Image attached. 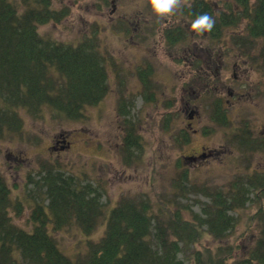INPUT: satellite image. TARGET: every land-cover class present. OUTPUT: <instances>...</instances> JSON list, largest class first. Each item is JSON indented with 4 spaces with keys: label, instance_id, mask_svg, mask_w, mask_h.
Masks as SVG:
<instances>
[{
    "label": "rangeland",
    "instance_id": "obj_1",
    "mask_svg": "<svg viewBox=\"0 0 264 264\" xmlns=\"http://www.w3.org/2000/svg\"><path fill=\"white\" fill-rule=\"evenodd\" d=\"M201 1L204 2L181 0V7L175 14L158 17L152 13L148 0H54L55 6L66 7L67 14L59 22L40 26V33L61 42L78 44L77 41L84 38L83 34L93 35V32L100 29L103 42L96 50L101 53L100 57L106 60L100 61L99 65L103 73L106 71L110 75L109 89L106 87L109 92L107 91L101 103L83 107L82 111L74 112L72 109V112L68 113L62 107L63 101L74 99L77 93H68L66 87H63L61 73L60 76L56 74L58 68H53L52 63L48 65L47 75L40 80L38 91L58 98V106L46 99L38 98V103L17 107L15 117L19 121V127L8 129L0 136V171L6 176L11 187L10 195L22 201L16 212H12L16 224L25 228L33 225L35 201L29 188L37 187L26 184L32 178L40 179L43 170L54 167L52 163L58 164L67 175L76 176L83 182H91L99 190L98 201L106 208L107 205L113 208L125 194L140 199L142 197L138 194L147 193L151 195L153 201L172 203L173 200H179L180 203H188L193 211L201 213L205 204L214 205L216 195L230 198L232 193L241 192V189L235 191V188L246 185L249 191L245 207L240 211H228L236 221L227 235L222 240H217L216 237L206 234L199 242L184 247L180 257L188 258L192 256V251L204 250L206 247L213 249L214 252L217 243L230 244L233 246L234 254L239 257L247 255V251H250L260 238V228L263 225L255 216L258 217L259 210L264 209V201H261L264 189H257L249 177L256 171L264 172V146L260 145L264 136H260L262 134L258 131L260 128L263 130L264 125V97L252 99L256 104H252L251 99L239 100L241 102H237L236 98L231 99L232 102H236L235 105L230 104L228 112L239 119L238 125L243 122L242 128L236 133L237 143H230L228 145L230 150L225 154L211 157L196 168H189L191 183L192 180L195 183H192V189L187 188L188 199L179 196L177 191V186L185 185L180 178L184 168L183 166L176 168L173 165L174 160L183 163L182 159L177 158L181 157L182 153H187L188 148L181 147L177 141L175 145L170 130L162 128V116H171L172 113V111L168 113L165 98L173 93L172 86L178 84L177 80L173 81L171 77H166L165 72H169L170 68L173 69L175 77L182 74L188 44H193L197 40L203 41L206 46L208 43L211 44L210 39H205L199 34L194 36V31L190 30L189 42L186 45L182 39L177 38L176 45L168 49L163 36L169 32L175 36L174 23H186V18L199 12L191 10L194 6L201 7ZM213 1L221 10L230 5V0ZM203 6L200 9L202 11ZM120 20L129 22L132 29L130 37H126L127 34L119 27H111L114 22L119 24ZM237 29L242 31L240 27ZM232 34L237 35L234 31ZM139 35L141 42L134 44V36ZM150 40L157 43L156 49L146 47L145 43ZM199 53L202 55L201 51ZM255 57L258 60L259 56ZM142 61L150 63L155 68L156 76L154 73L155 77L145 78L149 89L159 98L154 105H146L139 96L143 80L137 69L140 67L142 70L139 65ZM94 62L89 60L88 63L87 60H83L82 65H91ZM185 63H188L187 60ZM190 74L191 72L188 76ZM122 75L125 78L128 99L133 101V105L130 107V115L121 117L130 118L137 123V132L141 133L147 147L130 159L129 153L125 150L126 143L120 145L118 139L120 129L115 123L120 117L123 99L121 96L126 91L121 86ZM178 79L180 80V77ZM200 109L202 116L199 120L202 127H205L210 122V106L206 108L203 104ZM235 111L237 115L232 114ZM172 118L171 127L180 124L181 117ZM154 119L157 121L156 126L153 125ZM119 122H122L120 118ZM219 127L220 125L214 127L216 134L221 132ZM216 134L207 136L206 139L201 136L206 150L220 148V133ZM193 137L194 143L198 146L201 141L196 140L197 136ZM243 139L251 141L256 149L243 150L240 143ZM138 157L140 158L137 159ZM217 189L221 190L220 194H216ZM210 194H213L212 198L209 197ZM39 198L43 199L41 195ZM45 204H48L47 200ZM154 212L160 216L164 213L157 207ZM185 215L190 217L189 213ZM73 218L72 221L63 223L62 229L57 233L61 236V244L63 246L68 244L67 256L76 251L74 244L81 237L77 227L80 220L76 214ZM52 228L55 229L53 224ZM104 229V225L98 226L94 236L102 235ZM190 260L191 264H195L192 258Z\"/></svg>",
    "mask_w": 264,
    "mask_h": 264
},
{
    "label": "trees",
    "instance_id": "obj_2",
    "mask_svg": "<svg viewBox=\"0 0 264 264\" xmlns=\"http://www.w3.org/2000/svg\"><path fill=\"white\" fill-rule=\"evenodd\" d=\"M201 3L204 5L203 11L200 10L202 6H194L191 11H199L197 14L208 12L215 18V25L208 30V35L224 43L229 58L233 61L249 59L256 66L263 63L264 0H230V5L222 10L213 0ZM66 14V7L55 6L54 0H0V136L8 129L19 127L15 117L18 106L38 103V98L58 106V98L38 91L40 80L47 75L49 64L53 63V68H58L55 72L59 76L61 73L63 87H66L68 93H77L74 99L63 101L62 107L68 113L72 109L74 112L82 111L86 104L95 105L106 95L107 75L99 65L100 61L106 60L96 50L103 42L100 29L93 32V35L83 34L84 38L77 41L78 44L61 42L39 31L40 26L59 22ZM195 15L192 14L190 18ZM120 21L119 24L114 22L111 27L117 26L128 35L126 31L131 30L129 22ZM184 23H178L172 30L175 36L168 34L166 44L170 48L176 45L177 38L183 41V36H188L189 25ZM233 26L235 29L232 30ZM237 27L245 28L240 31ZM233 31L236 36L232 34ZM255 55L259 56L258 60ZM83 60L95 62L83 66ZM139 65L142 70L139 67L137 73L143 80V90H139V96L146 105H154L159 98L149 89L145 78L155 68L143 61ZM121 86L126 89L122 94L119 111L122 122L118 118L115 123L119 129L125 127L130 159L147 147L143 136L136 131L137 123L121 117L130 115V107L133 105V101L128 99L123 75ZM165 101L167 107L173 106L170 99L166 98ZM171 116H162L163 129H169ZM156 122L154 119V126ZM222 122L227 126V120ZM187 137L188 134L180 130L175 135V141L183 144ZM52 165L54 167L42 171L40 179L32 178L26 184L37 187L29 188L35 201L33 225L30 228L21 227L13 221L12 212H16L22 201L10 195L11 187L0 171V264H191V258L195 264H264V209L259 210L258 217L255 216L263 223L261 236L246 256L234 254L230 244L217 243L214 252L206 247L204 250L192 251V256L188 258L180 257L184 247L199 242L206 234L217 240L227 235L236 221L228 211H240L245 207L249 191L246 185L235 188V191L241 189V192L232 193L230 198L216 195L221 193L217 189L214 205L205 204L201 213L193 211L188 203H180L179 200H173L172 203L153 201L147 193L138 194L142 197L140 199L125 194L113 208L108 205L106 208L98 201L99 190L91 182L67 175L58 164ZM176 166L184 168V173L178 176L185 185L177 186L178 195L188 199L187 188L192 189V183L195 182L192 180L191 183L190 173L183 163L177 162ZM249 179L257 189L264 187V172L261 175L257 171L253 172ZM212 195L209 197L212 198ZM153 207L164 213L157 215ZM75 214L80 220L77 227L81 237L74 244L76 251L67 256L68 244L63 246L61 236L57 233L63 223L74 219ZM52 224L57 230L52 228ZM101 225H104V233L95 237L97 227Z\"/></svg>",
    "mask_w": 264,
    "mask_h": 264
},
{
    "label": "flooded vegetation",
    "instance_id": "obj_3",
    "mask_svg": "<svg viewBox=\"0 0 264 264\" xmlns=\"http://www.w3.org/2000/svg\"><path fill=\"white\" fill-rule=\"evenodd\" d=\"M187 51L188 55L193 56V61L188 66L193 67L195 71H190L196 73L189 76L188 88L184 82L173 88L175 95L173 106L177 104L180 92L184 91L182 93L183 126L181 130L188 134L184 141L186 143L184 148H188V152L182 153L181 157L177 159H182L185 169L191 173L189 168H196L206 163L211 157L215 158L221 153L225 154L227 150H230L228 146L230 143H237L236 133L242 128L243 122L241 120L242 123L238 125L239 119L228 112L231 108L230 104L236 102H232L231 99L236 98L237 102H241L245 99L252 101L259 96L264 97V69H259L247 59L233 61L229 58V54L223 50L221 43L219 45L208 43L207 47L203 42L196 41L188 46ZM203 104L206 108L210 106L211 110L210 122L205 127H202L199 120L202 116L200 108ZM252 104L256 103L252 101ZM232 114L237 115L238 113L235 111ZM224 119L227 120V126H224V122H222ZM216 125H220L221 130L219 132L220 148L208 151L201 139L198 138L196 140L201 141L198 146L194 143L193 136H202L206 139L205 137L216 134L214 130ZM223 128L225 129L223 130ZM262 128L263 130L261 128L258 130L262 134L260 136H264V125ZM118 136L122 140V135ZM240 143L245 151L256 149L252 145L253 143L247 139L241 140ZM260 145L264 146V137L260 141ZM262 173L263 171H258L259 175Z\"/></svg>",
    "mask_w": 264,
    "mask_h": 264
},
{
    "label": "clouds",
    "instance_id": "obj_4",
    "mask_svg": "<svg viewBox=\"0 0 264 264\" xmlns=\"http://www.w3.org/2000/svg\"><path fill=\"white\" fill-rule=\"evenodd\" d=\"M148 6L158 17H165L176 13L181 7V0H148ZM186 23L197 33H203L214 27L215 18L210 13L203 12L192 18H186Z\"/></svg>",
    "mask_w": 264,
    "mask_h": 264
}]
</instances>
